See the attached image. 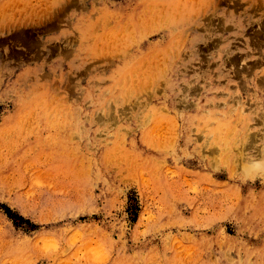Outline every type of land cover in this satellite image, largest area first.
<instances>
[{
	"label": "rangeland",
	"instance_id": "1",
	"mask_svg": "<svg viewBox=\"0 0 264 264\" xmlns=\"http://www.w3.org/2000/svg\"><path fill=\"white\" fill-rule=\"evenodd\" d=\"M0 264H264V0H0Z\"/></svg>",
	"mask_w": 264,
	"mask_h": 264
},
{
	"label": "trees",
	"instance_id": "2",
	"mask_svg": "<svg viewBox=\"0 0 264 264\" xmlns=\"http://www.w3.org/2000/svg\"><path fill=\"white\" fill-rule=\"evenodd\" d=\"M12 213H10V211H8V215L11 217L12 215H11ZM12 217H14V216H12ZM20 219V218H19Z\"/></svg>",
	"mask_w": 264,
	"mask_h": 264
}]
</instances>
